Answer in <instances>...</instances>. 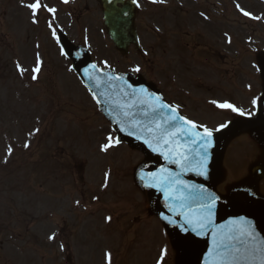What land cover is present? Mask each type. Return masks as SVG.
<instances>
[{"label":"rangeland","instance_id":"374dc122","mask_svg":"<svg viewBox=\"0 0 264 264\" xmlns=\"http://www.w3.org/2000/svg\"><path fill=\"white\" fill-rule=\"evenodd\" d=\"M34 2L0 0V264H109L107 253L111 264H176L154 196L139 182L152 161L124 142L101 150L116 133L49 22L100 69L143 77L187 119L215 130L241 124L260 105L264 0H136L141 51L126 58L114 51L94 0H42L56 12L36 16L26 7ZM224 102L245 115L217 107ZM234 138L214 190L223 202L259 155L240 129ZM250 189L264 197V180Z\"/></svg>","mask_w":264,"mask_h":264},{"label":"water","instance_id":"95a60500","mask_svg":"<svg viewBox=\"0 0 264 264\" xmlns=\"http://www.w3.org/2000/svg\"><path fill=\"white\" fill-rule=\"evenodd\" d=\"M95 1L99 4L100 11L103 14V28L112 41L114 49L123 57L128 55L131 46L139 51L136 28L138 9L136 4L130 0ZM60 43L64 51L68 53V58L73 61V70L89 90L104 116L112 122L113 128L118 133V139L139 148L147 158L153 161V163L142 169L140 181L148 192L155 195L153 208L174 237L179 264H206V261L210 264L208 254L213 244L211 229H205V235H198L196 231L192 230L193 226L185 224L187 218H194L199 208L198 203L189 199L187 204L190 205V208L186 206L181 209L171 197H188L190 193L194 192L195 188L200 187L211 193L219 175L218 164L222 143L234 131V128L224 130L222 133H214L212 147L208 150V172L206 177L193 170L196 168L195 161L198 157H196V146L191 143V139L178 138L179 151L191 150L186 154L193 160V164L189 170L185 171L180 165L170 163L165 159L168 146L163 144L156 146L154 144L153 146L157 147V150L153 151L144 142L145 139L150 138L148 134H141L137 131L133 135H129L128 127L125 126V131H120L121 124L117 122L123 119L120 115V105L129 103L135 104L131 111L136 113L138 121L149 122L148 118L142 115V112L147 110L148 105L135 100L130 95L133 90L139 93L141 88L147 89V93L144 94L145 99H148V94H151L152 97H160V102L167 104L162 96L153 87L149 86L143 78L135 80L129 75L117 76L113 71H101L97 66L93 69L92 65L95 64L91 61L89 52L81 47H75L65 36L61 37ZM259 63L264 69V53L260 55ZM113 77H123V79H113ZM125 93L129 95L126 96ZM153 103L159 102L153 101ZM167 113L168 110L165 109L161 116L166 118ZM179 116L181 115L179 114ZM160 122L161 124L164 123L163 120ZM179 123L182 124L183 121H179ZM185 127H190V125H185ZM239 127L241 126L237 128ZM243 127L250 129L257 140L264 144V105L259 109L256 118L244 120ZM197 131L203 130L198 128ZM137 135H140L139 139H137ZM161 153H164V155ZM155 163H160L161 169L158 170ZM169 175L176 177L178 181H182L188 188L183 189L179 183L171 185L168 188L170 198L166 199L165 192L161 188L163 186L162 181ZM252 175L256 181L262 179L264 177V165L255 167ZM173 208H175V211H173ZM181 211L185 212L186 215L177 214ZM164 217H168V219L166 220ZM240 218L251 223L257 237L264 239V201L257 200L244 191L232 193L226 206L216 201L212 226L214 229L217 231L223 229L226 232L230 229H237L241 226L239 223ZM232 221H237V223L231 224Z\"/></svg>","mask_w":264,"mask_h":264},{"label":"snow or ice","instance_id":"6c2138e0","mask_svg":"<svg viewBox=\"0 0 264 264\" xmlns=\"http://www.w3.org/2000/svg\"><path fill=\"white\" fill-rule=\"evenodd\" d=\"M64 3H68L69 0H63ZM136 3V0H133ZM153 3H156L157 0H152ZM163 2V0H160ZM137 6H139L137 4ZM27 8L30 9L33 16H36L40 10H46L49 13L55 14L56 9L52 7H48L46 4L42 3V0H35L34 3H29L26 5ZM239 7V5H237ZM245 16H249L250 13L241 9ZM254 19L256 17H253ZM33 22H36L35 20ZM49 27L52 28V35L56 37L57 41H59V36H56V29L52 27V22H49ZM63 55H67L68 53L61 50ZM19 67V65H18ZM92 68L95 69L96 65H92ZM21 74H23V69H20ZM40 71L39 61L37 62V67L33 69L34 73H38ZM134 72H140L141 69L136 67L132 69ZM33 79H36V76L33 75ZM113 79L122 80L123 77H113ZM147 93V89L141 88L139 93L135 90L130 94L135 100L140 101V103H144L148 105L147 110L142 112L143 117L148 118L149 122L144 123L143 121H138L136 119V113L131 111L133 107H135L134 103L123 104L120 105V115L123 117L122 120L117 121L121 124L120 131H125V126L128 127L129 135H133L137 131L141 134H148L150 136L149 139H145V143L152 148L153 151L157 150L156 146H160L161 144L168 146L167 147V155H165V159H167L170 163L178 164L185 171L189 170V168L193 164V160L186 154L190 149H185L184 152L179 151V145L177 143L178 138L185 137L190 138L191 143L196 146V157L198 159L195 161L196 170L199 175L207 176L208 168V158L209 152L208 150L212 147L213 144V136L214 131H220L222 128H226L227 124H222L215 130L209 129L204 125H196L193 121L187 120L184 117L179 116L177 109L171 105L160 102V97H152L151 94H148V99L144 98V94ZM125 95H129L125 93ZM153 101H157L159 103H153ZM213 103H216L213 101ZM255 104L256 101L254 100ZM217 107L221 109H229L232 112H236L240 115H245V112L232 105L231 103L224 102L217 104ZM167 109L168 113L166 118L161 116L163 110ZM251 115V113H248ZM161 120L164 121L161 124ZM179 121H183V123H179ZM185 125H190V127H185ZM203 129V131H197V129ZM36 131H39L37 129ZM140 138V135H137V139ZM108 143L102 145V151H108V149L114 145H118L120 143L119 139H116L113 142V137H107ZM25 148L29 147V144L25 143ZM12 147L9 146L7 148V155L12 154ZM164 155V153H161ZM7 162V161H5ZM181 184L183 189H187L188 186L183 184L182 181H178L176 177L169 175L162 181L161 190L165 192L166 199H169L168 196V188L174 184ZM155 186V185H154ZM178 206L183 209L186 206L190 208V205L187 204L189 199L195 200L199 208L195 213L194 218H187L185 221L186 225L193 226L192 230L196 231L198 235H205V229H211V234L213 238L212 248L209 250V258L210 264H264V239H260L257 237L255 229L248 221L240 218V227L237 229H230L227 232L221 229L217 231L213 226V215L214 209L216 206V201L219 199L215 194L208 192L206 189L200 187L195 188L194 192L190 193L188 197L184 196H175L171 197ZM175 211V208H173ZM178 215H186L185 212L181 211L177 213ZM109 221L111 217L107 218ZM164 219H168V217H164ZM170 223L172 221H169ZM231 224H236L237 221L230 222ZM187 230V229H186ZM50 240L55 239V234L49 236ZM166 253V250H163L161 259H163V254ZM109 260V264H111V254H106ZM206 264H209L206 261Z\"/></svg>","mask_w":264,"mask_h":264}]
</instances>
